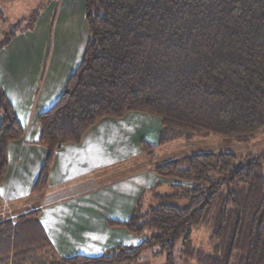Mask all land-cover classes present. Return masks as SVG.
<instances>
[{"label":"trees","instance_id":"trees-1","mask_svg":"<svg viewBox=\"0 0 264 264\" xmlns=\"http://www.w3.org/2000/svg\"><path fill=\"white\" fill-rule=\"evenodd\" d=\"M43 7L28 20L33 23ZM85 18L89 40L82 61L59 100L38 117L36 143L47 157L29 201L49 190L59 148L81 143L106 117L130 112L159 117V143L142 142L149 160L157 148L178 140L264 129V0H85ZM25 20L6 33L0 51ZM0 114L1 187L9 169L8 146L24 137L1 83ZM261 161L264 151L197 153L152 167L180 184L172 185V194H155L156 206L146 207L142 193L126 221L109 219L110 226L143 240L99 256L59 255L40 221V208L0 220V264H139L156 246L167 252L165 264H177L174 248L180 239L183 264H264ZM183 198L191 201L188 207L173 204ZM196 227L209 230L217 242L213 252L194 245Z\"/></svg>","mask_w":264,"mask_h":264},{"label":"crops","instance_id":"crops-1","mask_svg":"<svg viewBox=\"0 0 264 264\" xmlns=\"http://www.w3.org/2000/svg\"><path fill=\"white\" fill-rule=\"evenodd\" d=\"M43 6L33 23L28 19L39 4L18 20L26 19L0 51V83L24 128L23 139L8 146L1 212L15 219L40 208V221L61 256H99L119 245H138L143 237L110 226L108 220H128L142 193L180 183L158 176L149 166L107 180L112 171L144 156L142 142L159 143L162 120L157 116L130 112L124 118L101 119L81 143L59 148L49 190L28 200L47 157V150L36 143L41 135L38 117L59 100L89 40L85 0H46ZM3 13L0 5V17Z\"/></svg>","mask_w":264,"mask_h":264},{"label":"rangeland","instance_id":"rangeland-1","mask_svg":"<svg viewBox=\"0 0 264 264\" xmlns=\"http://www.w3.org/2000/svg\"><path fill=\"white\" fill-rule=\"evenodd\" d=\"M46 0H0V5L3 15L0 17V44L9 32L14 23L21 17L30 15L32 9L39 4V7L44 5ZM264 151V129L246 136H212L207 139L198 138L191 142L178 140L169 143L165 146L159 147L155 151L153 160H149L145 155L137 158L128 165L112 171L109 174L108 182L123 179L131 173L141 171L148 166L154 167L163 162L175 160L187 154L197 153H219V152H232L238 156H244L250 153L258 154ZM264 166V161H261ZM218 178L217 174L213 175ZM175 189L172 186H157L154 190H149L143 196V203L146 207L150 205L156 206L158 202L154 200L155 194H172ZM173 204L178 207L185 208L191 204L189 199H176ZM12 219L0 211V220ZM191 239L194 245L203 249L206 252H213L216 241L211 238L210 232L205 227H196L193 229ZM184 244L183 239L177 241L174 248V255L177 264H183L182 250ZM160 246H156L151 250L143 253L139 264H165L167 260V252L161 253ZM195 264V263H193Z\"/></svg>","mask_w":264,"mask_h":264}]
</instances>
